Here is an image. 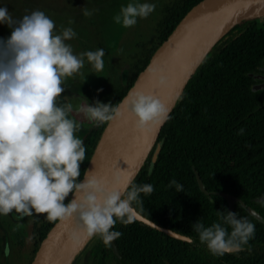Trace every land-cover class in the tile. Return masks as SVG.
<instances>
[{"label": "trees", "instance_id": "obj_1", "mask_svg": "<svg viewBox=\"0 0 264 264\" xmlns=\"http://www.w3.org/2000/svg\"><path fill=\"white\" fill-rule=\"evenodd\" d=\"M198 1L177 0L168 9L157 43L141 63L128 69L123 83L109 88L102 103L116 108L156 49ZM263 63L264 17L243 20L223 35L172 111L159 137L162 147L154 166L151 169L146 162L134 177L135 183L154 187L151 195L141 194L133 207L155 223L198 238L193 224L201 219L206 227L211 226L221 222V212L232 211L255 225L254 238L242 251L215 256L200 240L173 237L138 219L126 226L117 220L112 230L122 235L113 243L121 253H130L129 257L124 256L125 260L136 261V255L149 260L147 253H152L160 259L153 264H264V221L254 218L238 202L231 208L224 196L208 194L200 186L202 182L207 190L237 195L264 215V89L252 87L254 74ZM106 124L93 121L83 139L86 155L79 180ZM241 128L243 135L238 134ZM173 179L183 185V191L168 186ZM70 196L71 193L65 204ZM36 222L41 241L55 221L41 214ZM139 229L140 240L131 231ZM96 237L84 247L87 258L92 253L100 257L111 249V244L106 246ZM164 255L170 263L164 262Z\"/></svg>", "mask_w": 264, "mask_h": 264}, {"label": "clouds", "instance_id": "obj_2", "mask_svg": "<svg viewBox=\"0 0 264 264\" xmlns=\"http://www.w3.org/2000/svg\"><path fill=\"white\" fill-rule=\"evenodd\" d=\"M155 7L130 2L113 19L132 27ZM0 24L12 29L10 37L0 38V214L15 212L22 218L46 214L49 221L77 216L87 237L98 236L108 246L122 235L112 230L117 220L125 226L134 222V203L141 194L151 195L154 187L135 183L133 176L123 188H109L94 177L78 179L86 148L76 135L81 128L70 118L71 106L59 98L64 80L79 73L85 59L96 71L103 69L105 51L74 54L65 41L77 33L68 27L55 34V22L43 11L17 21L6 6L0 7ZM130 110L141 129L161 123L168 112L158 97L143 93L133 96ZM82 111L97 125L121 116L118 108L99 101L86 104ZM168 186L183 191L175 179ZM70 193L74 198L65 204ZM220 220L206 227L200 219L192 226L212 255L242 251L254 238L255 225L247 217L227 211L221 212Z\"/></svg>", "mask_w": 264, "mask_h": 264}, {"label": "water", "instance_id": "obj_3", "mask_svg": "<svg viewBox=\"0 0 264 264\" xmlns=\"http://www.w3.org/2000/svg\"><path fill=\"white\" fill-rule=\"evenodd\" d=\"M259 17H264V0H200L192 6L119 101L116 108L121 116L107 122L80 181L83 182L86 176L94 177L105 181L109 188H123L130 176L137 175L150 155L152 169L162 147L158 139L204 59L219 39L236 24ZM136 93L158 97L168 109L167 118L161 123L138 128L137 118L130 110V101ZM68 105L71 106V115L87 118V114L72 101ZM197 178L200 179L199 174ZM200 186L208 194L224 196L231 208L237 201L254 218L264 220L261 211L239 196L223 190H207L202 182ZM73 198L74 194L71 193L69 202ZM136 212V219L168 235L186 241L199 240ZM91 238L87 237L77 216L55 221L40 241L30 264H71Z\"/></svg>", "mask_w": 264, "mask_h": 264}, {"label": "rangeland", "instance_id": "obj_4", "mask_svg": "<svg viewBox=\"0 0 264 264\" xmlns=\"http://www.w3.org/2000/svg\"><path fill=\"white\" fill-rule=\"evenodd\" d=\"M177 0H0L17 21L33 11H43L55 22V34L71 27L76 37L65 41L79 55L103 48L104 67L96 71L85 59L79 73L64 80L65 89L60 102L72 103L80 109L88 103L103 102L111 86L125 81L130 67L142 62L151 47L158 41L160 25L168 9ZM179 1V0H178ZM130 2L153 3L155 10L147 18H137V23L125 28L114 22L122 6ZM87 13V14H86ZM12 29L0 24V38L7 39ZM70 118L79 121L70 114ZM80 124L76 133L82 140L92 124ZM41 215L21 217L13 212L0 214V264H30L40 243L36 232V219ZM9 245L8 253L5 252Z\"/></svg>", "mask_w": 264, "mask_h": 264}, {"label": "flooded vegetation", "instance_id": "obj_5", "mask_svg": "<svg viewBox=\"0 0 264 264\" xmlns=\"http://www.w3.org/2000/svg\"><path fill=\"white\" fill-rule=\"evenodd\" d=\"M254 75H255V79H254V83H253V86H252L253 89H255V90L264 89V63L261 65L260 70L258 72H256ZM88 104H90V103H88ZM82 112H84V111H82ZM84 113H86V112H84ZM72 116L75 117L74 115H72ZM75 118L79 121V123H82V124H92L93 123V121L90 120L88 118V116H87V118H82V119H80L78 117H75ZM158 142L162 143V141H160V138L158 139ZM151 156L152 155H150L149 158L146 160V162H148L149 165H150V161H151ZM258 220H260V219H258ZM261 221H264V220H261ZM126 231H128V229ZM131 231L135 233L134 238H139V240L142 238L141 237L142 229H139V230H136V231L131 230ZM129 237L131 239L132 235L129 236ZM96 238L98 239L99 237L97 236ZM122 238H124V237L122 236ZM125 239H127V238L125 237ZM115 241H117V239ZM113 242L110 245L111 249H107L106 248L107 250H106L105 253L102 254V256H100L101 258L100 257H96V255L94 253H92L90 255V257L87 258V255H86V249L87 248H83L82 251L78 254V256L74 259V261L71 264H150V263L153 264V263H159V261H160L159 257H156L152 253H149V254L147 253V255H149V257H150L149 260L146 259V258H148L147 256H146V258H143V257L140 258L139 255H136L137 256L136 257L137 258L136 261L125 260L124 256L129 257L130 253H128V252L127 253H121L118 250V248L115 245V243H113ZM114 247L117 250H115ZM8 251H9V245L6 246V249H5L6 253H8ZM102 258L104 259V261L103 260L101 261ZM164 258H162L164 260V262L168 263L169 260L165 257V255H164ZM117 259H118V262H117ZM119 261H121V263Z\"/></svg>", "mask_w": 264, "mask_h": 264}]
</instances>
